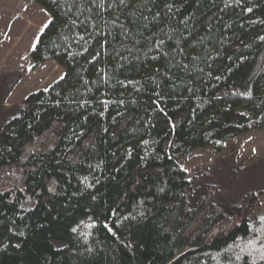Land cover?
<instances>
[{
    "label": "trees",
    "instance_id": "16d2710c",
    "mask_svg": "<svg viewBox=\"0 0 264 264\" xmlns=\"http://www.w3.org/2000/svg\"><path fill=\"white\" fill-rule=\"evenodd\" d=\"M26 1L64 74L0 131V264H264V189L184 166L264 128V0Z\"/></svg>",
    "mask_w": 264,
    "mask_h": 264
},
{
    "label": "rangeland",
    "instance_id": "374dc122",
    "mask_svg": "<svg viewBox=\"0 0 264 264\" xmlns=\"http://www.w3.org/2000/svg\"><path fill=\"white\" fill-rule=\"evenodd\" d=\"M49 18L37 3L0 0V131L29 93L47 89L64 74L53 60L30 69L29 52ZM184 166L193 179L191 202L212 184L218 188L216 203L228 211L246 192L264 189V128L227 141L216 154L209 148L195 149Z\"/></svg>",
    "mask_w": 264,
    "mask_h": 264
},
{
    "label": "snow or ice",
    "instance_id": "6c2138e0",
    "mask_svg": "<svg viewBox=\"0 0 264 264\" xmlns=\"http://www.w3.org/2000/svg\"><path fill=\"white\" fill-rule=\"evenodd\" d=\"M121 2H123V0H121ZM250 11V10H249ZM262 259H264V257H262Z\"/></svg>",
    "mask_w": 264,
    "mask_h": 264
}]
</instances>
